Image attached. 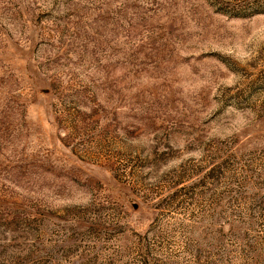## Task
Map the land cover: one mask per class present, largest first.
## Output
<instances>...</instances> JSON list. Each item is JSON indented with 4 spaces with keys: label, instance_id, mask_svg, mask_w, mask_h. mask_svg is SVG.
I'll list each match as a JSON object with an SVG mask.
<instances>
[{
    "label": "rangeland",
    "instance_id": "374dc122",
    "mask_svg": "<svg viewBox=\"0 0 264 264\" xmlns=\"http://www.w3.org/2000/svg\"><path fill=\"white\" fill-rule=\"evenodd\" d=\"M0 264H264V0H0Z\"/></svg>",
    "mask_w": 264,
    "mask_h": 264
}]
</instances>
